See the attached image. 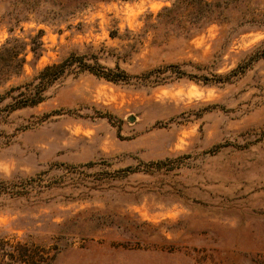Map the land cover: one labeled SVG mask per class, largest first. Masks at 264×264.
<instances>
[{
    "label": "rangeland",
    "instance_id": "374dc122",
    "mask_svg": "<svg viewBox=\"0 0 264 264\" xmlns=\"http://www.w3.org/2000/svg\"><path fill=\"white\" fill-rule=\"evenodd\" d=\"M176 1L84 0L53 23L52 1L0 0V47L43 30L45 49L0 93L73 53L134 76L171 63L223 75L264 38L159 18ZM45 94L0 113V180L40 176L0 197V264L6 241L57 253L52 264H264V58L229 82L83 72Z\"/></svg>",
    "mask_w": 264,
    "mask_h": 264
},
{
    "label": "trees",
    "instance_id": "16d2710c",
    "mask_svg": "<svg viewBox=\"0 0 264 264\" xmlns=\"http://www.w3.org/2000/svg\"><path fill=\"white\" fill-rule=\"evenodd\" d=\"M49 1L57 5L59 10L47 11L49 14H46L42 21H53L54 23V21H61L65 16L73 14L84 0H75L74 4ZM261 4L262 0H177L173 6H165L158 16L161 19H170V22L177 21L183 28H186L187 24L200 29L214 23L227 26L226 40L229 41L233 36L243 32L254 29L264 30V8H260ZM34 6L27 7L29 13L35 9ZM51 12L54 14H50ZM16 19L20 22L18 17ZM42 35L43 30H40L38 34L31 36L29 42L14 36L2 44L0 47V86H5L11 79L24 74L27 55L30 51L38 58L43 54L45 49ZM92 58L94 60L90 62L86 55L73 53L61 61L47 64L31 80L9 86L0 93V105L4 103L0 108V113L9 114L17 109L39 104L46 98L45 93L53 83L71 73L90 72L114 82H130L133 78L139 77L144 83H163L173 74L176 77L188 75L206 83L229 82L235 76L245 73L254 62L264 58V38L237 67L227 74H213L212 77L189 74L182 69L180 64L175 63L148 70L142 76H134L119 65L110 68L103 65L98 56L92 55ZM166 72L172 74L165 75ZM134 170H141V168L137 166ZM39 178L40 176H30L0 180V197H22L30 192L29 189L38 186ZM5 245H9L3 254L9 259L5 264H52L57 255V253L49 255L46 250L41 252L39 250L41 246L34 243L18 241L12 244L6 241Z\"/></svg>",
    "mask_w": 264,
    "mask_h": 264
}]
</instances>
